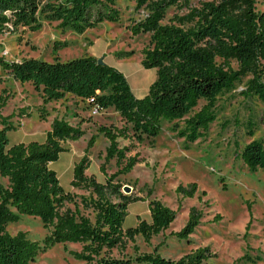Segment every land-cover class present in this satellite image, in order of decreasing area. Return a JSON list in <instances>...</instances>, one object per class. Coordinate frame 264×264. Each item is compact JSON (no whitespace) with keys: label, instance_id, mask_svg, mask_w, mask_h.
<instances>
[{"label":"trees","instance_id":"16d2710c","mask_svg":"<svg viewBox=\"0 0 264 264\" xmlns=\"http://www.w3.org/2000/svg\"><path fill=\"white\" fill-rule=\"evenodd\" d=\"M133 1L136 9L144 8L147 13L131 22L127 29L134 36L150 34L148 44L141 51V65L156 69L155 80L141 97L133 94L121 71L94 56L66 61L58 57L52 61L35 57L7 61L0 57V67L16 81L30 83L44 104L69 94L85 101L91 110L113 108L123 121L122 126L97 128L108 141L105 160L115 158L117 171L106 176L105 182L87 177L86 155L73 167L70 184L90 190L89 196H81V201L95 209L92 220L77 205L74 209H60L66 200L73 199V194L63 189L51 168L60 153L67 151L63 143L78 140L85 134L80 124L55 118L43 141L10 144L8 132L14 128L11 123L14 115L2 114L8 97L0 93V177L8 180L6 187L0 182V264H30L41 249L36 240L26 237L25 231L15 234L6 231V223L18 220L22 213L39 216L45 227H51L46 242H80L81 249L70 252L86 264H202L214 255L209 245L197 246L178 258L161 254L157 247L133 256L107 254L108 248L124 238L133 239L138 233L149 240L166 229L177 212L160 199L151 198L150 220L141 218L135 226L124 227L127 205L132 199L121 192V186L114 180L130 172L136 164L137 154L126 156L134 142L151 139L153 146L163 121L184 119V127L177 128L174 123L169 130L186 143L205 136L209 125L216 120L218 96L233 89L243 78L247 77L242 94L264 102V8H257L258 0H203L197 6L187 7V12L173 22L162 24L170 7L188 5L190 0ZM119 18L115 0H0V31L8 26L12 33L21 28L36 31L44 22H55L61 32L82 34L104 21L117 22ZM186 23L189 25L184 27ZM66 46V41H55L52 53ZM200 100L205 103L185 117ZM40 118L45 119L43 113ZM248 126V134L252 136V123ZM119 138L130 143L120 147ZM94 142L92 135L86 148ZM239 157L251 171L264 168V141L247 142ZM196 190L194 182L175 188L184 197L194 196ZM151 192L150 189L148 194ZM201 217L202 212L195 205L190 206L186 223L174 233L180 239L188 238ZM242 258L254 260L248 254Z\"/></svg>","mask_w":264,"mask_h":264},{"label":"rangeland","instance_id":"374dc122","mask_svg":"<svg viewBox=\"0 0 264 264\" xmlns=\"http://www.w3.org/2000/svg\"><path fill=\"white\" fill-rule=\"evenodd\" d=\"M199 1L203 0H190L188 5L170 7L161 23L173 22L187 12V7L199 5ZM115 3L120 12L117 22L104 21L82 34L61 32L55 22H44L36 31H22L21 28L14 33L7 26L0 31V57L7 61L29 57L47 61L58 57L66 61L94 56L121 71L133 94L141 97L156 78L155 68L146 69L141 65V51L148 44L150 34L134 36L127 27L131 22L142 19L147 10L136 9L133 0H115ZM257 8H264V2L258 0ZM188 25L186 23L184 27ZM55 41H66L67 46L53 54ZM124 52L131 54L117 55ZM232 65L236 68L235 63ZM246 80L247 77L243 78L233 89L218 96L215 103L216 120L209 125L205 136L195 142L186 143L169 130L174 123L177 128L184 127V119L163 121L160 133L153 139V146H150L151 139L134 142V147L126 156L137 154L136 164L130 172L120 174L114 180L121 186V192L132 199L127 205L124 227L135 226L141 218L150 220L148 201L151 198L160 199L177 212L170 225L153 234L149 240L138 233L133 239L124 238L116 246L108 248L107 254L133 256L157 247L161 254L178 258L197 246L209 245L214 255L202 264L264 262V168L251 171L239 157L247 142L253 139L264 141V102L253 95L242 94ZM0 93L8 97L2 114L14 115L11 118L14 128L8 132L10 144L43 141L55 118H64L72 125L80 124L85 134L78 140H66L63 146L67 151L60 153L51 168L56 171L63 189L73 194V199L66 200L60 209H74L77 205L82 213L94 220L95 209L81 201V196H89L90 190L70 184L73 167L86 155L88 168L84 174L87 177L105 182L106 176L117 171L115 158L105 160L108 141L97 128L100 125L122 126L123 121L118 113L109 108L93 114L85 101L69 94L59 101L44 104L30 83L16 81L1 67ZM204 103V100H200L185 117L192 115ZM42 113L44 120L40 118ZM249 123H252V136L248 134ZM92 135L95 142L87 149V141ZM118 141L120 147L130 143L121 138ZM125 162L126 159L121 165ZM0 182L8 186L6 178L0 177ZM193 182L197 185L194 196L184 197L175 192L179 184L187 186ZM124 186L130 187L128 192L123 190ZM150 189L152 192L148 194ZM192 205L202 212L201 221L188 238L180 239L174 232L186 223ZM5 227L11 234L23 230L28 239L40 244L41 249L30 264H86L70 252L80 250V242L45 241L51 227H45L39 216L22 213L18 220L8 221ZM246 254L254 260L243 259Z\"/></svg>","mask_w":264,"mask_h":264},{"label":"water","instance_id":"95a60500","mask_svg":"<svg viewBox=\"0 0 264 264\" xmlns=\"http://www.w3.org/2000/svg\"><path fill=\"white\" fill-rule=\"evenodd\" d=\"M98 61H99V62H101V61H102V59H101V58H99V59H98ZM129 189H130V187H129V186H124V187H123V190H124V191H126V192H128V191H129Z\"/></svg>","mask_w":264,"mask_h":264},{"label":"built area","instance_id":"2783aa9c","mask_svg":"<svg viewBox=\"0 0 264 264\" xmlns=\"http://www.w3.org/2000/svg\"><path fill=\"white\" fill-rule=\"evenodd\" d=\"M92 113H93V114H97V113H99V111H98L96 108H93V109H92Z\"/></svg>","mask_w":264,"mask_h":264}]
</instances>
